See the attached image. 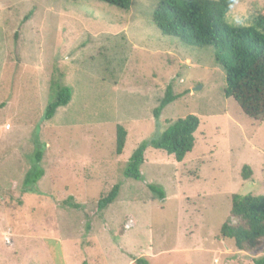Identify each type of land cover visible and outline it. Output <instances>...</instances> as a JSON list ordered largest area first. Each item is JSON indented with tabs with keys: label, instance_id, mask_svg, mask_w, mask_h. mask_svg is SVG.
<instances>
[{
	"label": "rangeland",
	"instance_id": "rangeland-1",
	"mask_svg": "<svg viewBox=\"0 0 264 264\" xmlns=\"http://www.w3.org/2000/svg\"><path fill=\"white\" fill-rule=\"evenodd\" d=\"M158 2L130 0L121 10L95 0H0V264H254L264 256V239L238 251L220 236L222 224L237 223L232 195H264V120L224 98L210 47L159 32ZM259 14L264 0H239L225 22L251 26ZM59 76L73 96L44 121ZM168 85L177 100L156 121ZM187 115L200 124L185 159L148 148L142 180L125 178L138 145ZM118 125L127 133L121 156ZM36 165L44 175L28 194L23 182ZM116 184V200L100 210Z\"/></svg>",
	"mask_w": 264,
	"mask_h": 264
},
{
	"label": "trees",
	"instance_id": "trees-1",
	"mask_svg": "<svg viewBox=\"0 0 264 264\" xmlns=\"http://www.w3.org/2000/svg\"><path fill=\"white\" fill-rule=\"evenodd\" d=\"M121 10L129 7L130 0H95ZM239 0H159L152 11V20L163 36L177 39L182 45L213 50L215 63L224 71V98L232 99L253 121L264 120V14H259L251 26H231L225 17ZM60 79L52 80L48 102L43 120L51 121L59 108L66 107L73 96V89L63 85ZM177 100L168 85L162 99L152 111L157 121L164 108ZM199 119L187 115L177 119L158 136L141 142L132 152L124 177L135 181L142 180L140 172L144 155L148 148L164 152L181 163L195 145L194 134L199 128ZM127 133L123 127H116L115 154L121 156L126 143ZM39 161V154L36 155ZM44 171L34 166L26 174L23 185L25 193L35 194L34 185L43 177ZM251 170L243 166L241 177L248 180ZM148 189L159 199H164L161 188L149 185ZM120 186L114 185L105 197L98 202L104 210L113 204L119 194ZM65 204H68L65 201ZM230 216L236 224L224 223L220 236L231 240L238 251L256 249L264 239V195H232ZM254 264H264V256L255 259ZM87 264V263H83ZM135 264H148L138 259Z\"/></svg>",
	"mask_w": 264,
	"mask_h": 264
}]
</instances>
